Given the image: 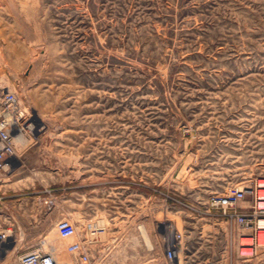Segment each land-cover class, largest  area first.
<instances>
[{"label": "rangeland", "instance_id": "374dc122", "mask_svg": "<svg viewBox=\"0 0 264 264\" xmlns=\"http://www.w3.org/2000/svg\"><path fill=\"white\" fill-rule=\"evenodd\" d=\"M2 22L0 92L38 119L0 175V229L14 232L0 264L54 256L63 219L79 230L74 264H173L170 224L182 264H264L211 205L262 188L264 0H0Z\"/></svg>", "mask_w": 264, "mask_h": 264}, {"label": "built area", "instance_id": "2783aa9c", "mask_svg": "<svg viewBox=\"0 0 264 264\" xmlns=\"http://www.w3.org/2000/svg\"><path fill=\"white\" fill-rule=\"evenodd\" d=\"M17 98L10 93L0 92V168L8 169L11 164V156L15 153L14 124L13 120L25 112L19 108ZM18 117V120H19ZM23 119V118H22ZM248 190L243 186H235L225 193L212 196L211 205L218 209V213L228 220L235 221L241 231L238 234V251L240 256L252 257L259 246L264 247V204H261L259 193L248 205L242 202L247 198ZM58 233L61 237L67 238L74 235L77 227L74 222L63 219L58 225ZM167 237L164 239L165 255L168 261L173 264H182L181 255L183 252V232L177 227L167 226ZM72 252H79L82 259L88 258L85 243L75 241L69 244ZM20 264H58L54 256L41 249H35L23 253L20 257ZM207 264V263H204Z\"/></svg>", "mask_w": 264, "mask_h": 264}, {"label": "bare ground", "instance_id": "6f19581e", "mask_svg": "<svg viewBox=\"0 0 264 264\" xmlns=\"http://www.w3.org/2000/svg\"><path fill=\"white\" fill-rule=\"evenodd\" d=\"M0 91H1V87H0ZM1 111L2 110L0 109V112ZM19 116L20 115H17V118H15L13 120V124H14L13 126L15 128L14 142L16 145H19V146L23 145V147H24V144L27 143L29 141V139H31L30 138L31 134H29V131H30L29 129L34 128V125L32 124V122H35L38 118L36 115H31V116L25 115L22 117L23 119H20ZM18 117H19V120H18ZM38 123H39V120H38ZM10 160H11L10 167L12 166V164H17L19 158H18V155L16 154V152L12 154ZM260 181H261L260 185L262 186V188H257L258 192H259V198H264V179H260ZM260 203L264 204V200H261ZM170 227L173 228V227H175V225L170 224ZM151 228H148V227L142 225L141 226V233L144 236V240H145L146 245L148 247H150L149 249L152 250L156 247L157 242H155V241H157V238L155 237L156 240L153 239V235H155V234ZM78 232H79V230L76 231V233L74 235L67 237V238H63L59 235L58 231L54 228L51 231V233L48 235L47 242L51 246L52 253L55 256L58 264H74L71 261V258L69 257V253H68V250L66 247V242L69 239H71L72 237H75L76 235H78ZM13 236H14V232L11 229H9V228L6 230L0 229V250L3 251V249H6L8 246L11 245V242L14 240ZM65 239H67V240H65ZM68 249H69V245H68ZM120 258H121V256H120ZM81 264H86V263H85V261H83V263H81Z\"/></svg>", "mask_w": 264, "mask_h": 264}, {"label": "crops", "instance_id": "0c3cea01", "mask_svg": "<svg viewBox=\"0 0 264 264\" xmlns=\"http://www.w3.org/2000/svg\"><path fill=\"white\" fill-rule=\"evenodd\" d=\"M5 34H6V28L4 23L2 22L0 24V44L3 45L4 44V38H5ZM5 45V44H4ZM4 169L0 168V175L2 174V171Z\"/></svg>", "mask_w": 264, "mask_h": 264}]
</instances>
